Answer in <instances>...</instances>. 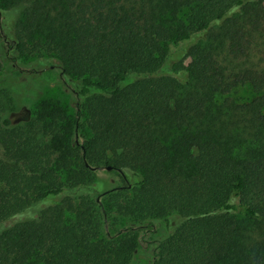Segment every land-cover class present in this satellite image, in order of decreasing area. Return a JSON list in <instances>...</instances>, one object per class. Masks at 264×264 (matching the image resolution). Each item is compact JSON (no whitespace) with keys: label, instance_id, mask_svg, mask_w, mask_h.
I'll use <instances>...</instances> for the list:
<instances>
[{"label":"trees","instance_id":"obj_1","mask_svg":"<svg viewBox=\"0 0 264 264\" xmlns=\"http://www.w3.org/2000/svg\"><path fill=\"white\" fill-rule=\"evenodd\" d=\"M256 36L264 0H0V264H264V49L257 70L216 57ZM33 56L75 99L71 120L43 114L45 144L12 122L2 73Z\"/></svg>","mask_w":264,"mask_h":264},{"label":"rangeland","instance_id":"obj_2","mask_svg":"<svg viewBox=\"0 0 264 264\" xmlns=\"http://www.w3.org/2000/svg\"><path fill=\"white\" fill-rule=\"evenodd\" d=\"M135 0H124L126 6H131ZM182 14L184 13L181 12ZM181 17V16H180ZM2 45L0 48V52ZM264 49V37L256 36L254 43L248 55L242 59L231 58L224 46L220 45L216 48V57L222 66L228 69V72H236L240 69L259 68L260 53ZM4 48L1 56H3ZM36 57H29L20 65L9 67L8 63L4 62L2 73L5 79V87L9 92L13 104L10 111V118L16 126L23 130H32L36 140L42 144L51 141V135L44 125L48 124V120L43 119V114L51 111H58L59 114L66 116L71 120L75 113V99L73 94L63 84L50 81L44 77L42 69L43 65L36 63ZM38 70L31 72L30 69ZM58 68H54L55 73H59ZM255 95L252 88L248 85L240 86L225 95H217L214 99L213 112H217L221 117L232 116L234 113L233 106L248 102ZM213 103V101H212ZM223 108H218L219 106ZM218 108V109H217ZM220 111V112H219ZM222 111V112H221ZM217 112L215 114H217ZM63 122H59L58 126L62 127ZM86 131L76 133L77 140H81L82 134ZM248 138L247 136H242ZM261 140L264 141V133L261 135ZM250 141V138H248ZM245 146V144H243ZM95 177L102 178L109 185L122 184V179L117 171L100 169L94 171ZM246 225V224H245ZM244 227V224L243 226ZM137 233H144L145 238L149 241L155 240L164 233L162 224L157 223L153 227L137 229L133 226ZM151 243L143 244L140 253L148 252Z\"/></svg>","mask_w":264,"mask_h":264},{"label":"water","instance_id":"obj_3","mask_svg":"<svg viewBox=\"0 0 264 264\" xmlns=\"http://www.w3.org/2000/svg\"><path fill=\"white\" fill-rule=\"evenodd\" d=\"M105 169H106V170H110V167H106Z\"/></svg>","mask_w":264,"mask_h":264}]
</instances>
